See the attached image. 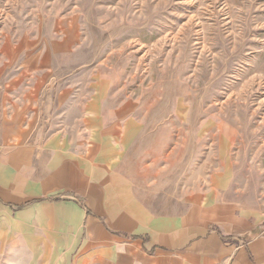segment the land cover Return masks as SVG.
Wrapping results in <instances>:
<instances>
[{
	"label": "rangeland",
	"instance_id": "rangeland-1",
	"mask_svg": "<svg viewBox=\"0 0 264 264\" xmlns=\"http://www.w3.org/2000/svg\"><path fill=\"white\" fill-rule=\"evenodd\" d=\"M52 138L125 179L16 220L0 264H184L198 243L237 245L225 222L264 225V0H0V159Z\"/></svg>",
	"mask_w": 264,
	"mask_h": 264
},
{
	"label": "crops",
	"instance_id": "crops-1",
	"mask_svg": "<svg viewBox=\"0 0 264 264\" xmlns=\"http://www.w3.org/2000/svg\"><path fill=\"white\" fill-rule=\"evenodd\" d=\"M6 136L10 138L9 134ZM66 145L64 140L52 138L37 150L34 148L38 146L32 144L9 146L7 155L0 159V242L7 241L5 228L13 226L11 235L15 232L16 220L21 230L55 221L57 216L50 212L51 208L74 205L72 200L75 199L71 196H86L90 203L97 186L124 181L125 178L96 164L92 154L72 152L65 149ZM83 209L88 218L96 217L89 208ZM36 211L41 214L34 215ZM10 213L14 214L15 222L7 219ZM60 216L59 221L63 222L62 214ZM91 220L89 229L96 226ZM221 229L227 237L222 239L235 237L237 245L221 246L216 252L215 246L211 248L209 244L198 243L195 252L184 255V264H264V225L257 221L225 222ZM123 237L139 241L143 246L150 244L145 235ZM156 250L166 249L150 244L149 253Z\"/></svg>",
	"mask_w": 264,
	"mask_h": 264
}]
</instances>
